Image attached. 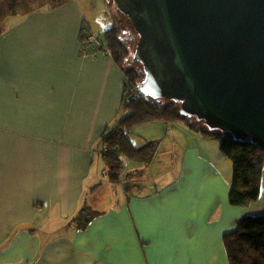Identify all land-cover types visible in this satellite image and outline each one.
Here are the masks:
<instances>
[{"label": "crops", "instance_id": "obj_1", "mask_svg": "<svg viewBox=\"0 0 264 264\" xmlns=\"http://www.w3.org/2000/svg\"><path fill=\"white\" fill-rule=\"evenodd\" d=\"M89 18L69 0L2 24L0 264H230L225 237L264 214V170L259 201L231 205L220 143L160 124L153 163L172 158L175 176L147 191L129 161L114 188L101 136L120 116L126 77L111 55H81L82 33L96 34ZM172 128L184 138L166 140ZM95 186L109 205H88ZM84 207L98 215L82 230L72 218Z\"/></svg>", "mask_w": 264, "mask_h": 264}, {"label": "water", "instance_id": "obj_2", "mask_svg": "<svg viewBox=\"0 0 264 264\" xmlns=\"http://www.w3.org/2000/svg\"><path fill=\"white\" fill-rule=\"evenodd\" d=\"M139 35L140 91L264 149V0H113Z\"/></svg>", "mask_w": 264, "mask_h": 264}, {"label": "trees", "instance_id": "obj_3", "mask_svg": "<svg viewBox=\"0 0 264 264\" xmlns=\"http://www.w3.org/2000/svg\"><path fill=\"white\" fill-rule=\"evenodd\" d=\"M37 1L39 0H0V38L4 34L2 24L9 17L26 18L42 10L51 12L66 5L69 0H56L50 6L36 5ZM120 34V29L113 26L100 36L115 63L124 71L125 81L127 80L124 84L120 116L101 136L104 170L114 188L123 185L126 160L150 166L160 149L159 140L146 141L142 147L136 148L130 136L134 127L152 122H181L191 131L221 141V152L233 166L230 204L249 206L256 203L261 195L264 149L250 139L237 141L230 133L212 132L202 121L181 114L180 104L175 101L154 99L143 94L138 88L141 77L137 70L125 67L129 51L121 41ZM87 36L88 33H82V45ZM97 215L98 212L84 207L75 214L72 221L77 224L78 229L84 230ZM225 242L228 244L230 264H264V214L245 216L238 229L225 237Z\"/></svg>", "mask_w": 264, "mask_h": 264}, {"label": "rangeland", "instance_id": "obj_4", "mask_svg": "<svg viewBox=\"0 0 264 264\" xmlns=\"http://www.w3.org/2000/svg\"><path fill=\"white\" fill-rule=\"evenodd\" d=\"M55 1L56 0H39L36 2V5L50 6L54 4ZM71 1L76 2L77 4L80 5V7L86 9V14H89L90 17L89 19L94 23V26L96 27V32L94 33H96L95 35L97 36H102L107 31V29L113 27L112 23L113 21H115L114 26H117L120 29L121 41L125 46H127L129 51L125 61V67L127 69L131 68L137 70L138 74L141 77L140 82L143 81L145 79V72L143 69V65L140 62L133 60L137 43L139 40V35L134 30V27L132 26L128 17L118 10L114 1L113 0H71ZM95 16L97 18H95ZM108 16H110V18ZM160 124L167 125L163 122H152V123L137 125L136 127H134L132 129V133L130 136L135 146L141 147L145 143V141H152L157 137H162L160 136L162 134ZM175 124H177L181 128H185L184 124L181 122L170 123L171 126H175ZM155 126H158L159 129H157ZM184 132H185L184 130L181 129L177 130L175 128H172L170 129L168 138L165 139L168 140L171 138H177V139L184 138L183 136ZM214 132L219 134L222 133L221 131L218 130ZM216 140L220 143V147H221V141L219 139ZM214 152H216L215 148H214ZM221 156L223 157L222 164L227 167V171H228L227 176L231 177L232 179L233 178L232 162L227 157H225V155H221ZM171 161L172 158L170 159V157L165 156L159 162L151 163L150 166L143 163L136 164L132 162L131 164L139 166L137 168V171L139 173L133 171L132 172L133 177H135V179L139 178V183H141L147 191H155L153 190L154 188L159 189L163 184H165L168 181V179H172L175 176L176 172H173V170L171 169V165H172ZM173 162H174V166L178 167L179 162L176 158L173 160ZM127 163L129 164L128 160H126V164ZM167 167H169V169H167ZM167 171L169 172L167 173L166 178H162V175ZM92 188H93L92 191L96 189L95 190L96 193L93 194V192L90 191L89 194H86V201L89 202L88 203L89 206L93 205L96 207L98 204H101V207H103L104 205H109L111 203V200L108 197L106 190L100 189V187L97 186Z\"/></svg>", "mask_w": 264, "mask_h": 264}, {"label": "built area", "instance_id": "obj_5", "mask_svg": "<svg viewBox=\"0 0 264 264\" xmlns=\"http://www.w3.org/2000/svg\"><path fill=\"white\" fill-rule=\"evenodd\" d=\"M81 55L84 58L97 57L99 55H110L108 47L104 45L100 36L89 34L82 45ZM127 82V80L125 81Z\"/></svg>", "mask_w": 264, "mask_h": 264}]
</instances>
